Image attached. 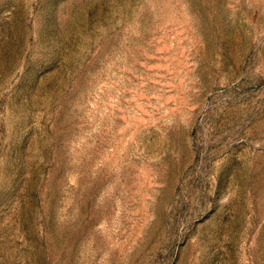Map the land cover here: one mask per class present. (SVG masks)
Masks as SVG:
<instances>
[{"label":"rangeland","instance_id":"1","mask_svg":"<svg viewBox=\"0 0 264 264\" xmlns=\"http://www.w3.org/2000/svg\"><path fill=\"white\" fill-rule=\"evenodd\" d=\"M0 264H264V0H0Z\"/></svg>","mask_w":264,"mask_h":264}]
</instances>
